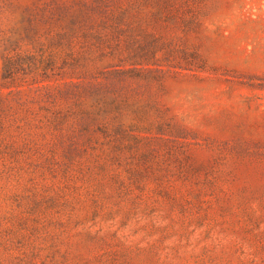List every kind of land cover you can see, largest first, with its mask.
I'll return each mask as SVG.
<instances>
[{
	"label": "rangeland",
	"instance_id": "obj_1",
	"mask_svg": "<svg viewBox=\"0 0 264 264\" xmlns=\"http://www.w3.org/2000/svg\"><path fill=\"white\" fill-rule=\"evenodd\" d=\"M0 264H264V0H0Z\"/></svg>",
	"mask_w": 264,
	"mask_h": 264
}]
</instances>
